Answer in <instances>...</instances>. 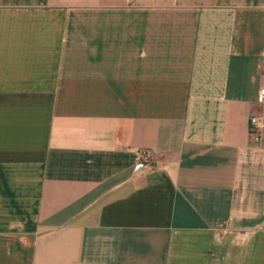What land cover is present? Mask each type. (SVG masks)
Listing matches in <instances>:
<instances>
[{
  "label": "crops",
  "instance_id": "1",
  "mask_svg": "<svg viewBox=\"0 0 264 264\" xmlns=\"http://www.w3.org/2000/svg\"><path fill=\"white\" fill-rule=\"evenodd\" d=\"M257 113L264 0H0V264H264Z\"/></svg>",
  "mask_w": 264,
  "mask_h": 264
},
{
  "label": "built area",
  "instance_id": "2",
  "mask_svg": "<svg viewBox=\"0 0 264 264\" xmlns=\"http://www.w3.org/2000/svg\"><path fill=\"white\" fill-rule=\"evenodd\" d=\"M263 94V89L259 86V95ZM248 134L252 138L251 145H259L264 139V115L252 114L248 117ZM144 158H148L144 156Z\"/></svg>",
  "mask_w": 264,
  "mask_h": 264
}]
</instances>
